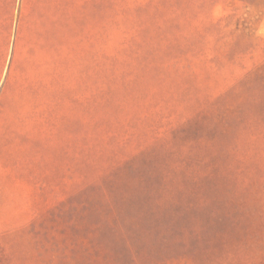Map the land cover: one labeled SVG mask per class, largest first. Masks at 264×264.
Instances as JSON below:
<instances>
[{"label":"rangeland","instance_id":"374dc122","mask_svg":"<svg viewBox=\"0 0 264 264\" xmlns=\"http://www.w3.org/2000/svg\"><path fill=\"white\" fill-rule=\"evenodd\" d=\"M29 2L0 0V264H264V0H70L25 59Z\"/></svg>","mask_w":264,"mask_h":264},{"label":"crops","instance_id":"0c3cea01","mask_svg":"<svg viewBox=\"0 0 264 264\" xmlns=\"http://www.w3.org/2000/svg\"><path fill=\"white\" fill-rule=\"evenodd\" d=\"M30 8L19 21L17 50L23 51L25 59L32 58L35 46H41V52L49 45H59L67 38L70 27V0H29ZM83 17L94 28L96 14L95 0H84ZM23 26L25 29H23ZM24 38V39H23ZM21 42L24 47L20 46Z\"/></svg>","mask_w":264,"mask_h":264}]
</instances>
